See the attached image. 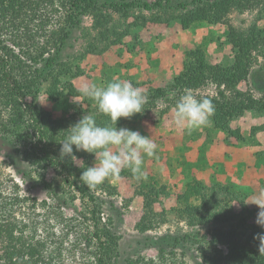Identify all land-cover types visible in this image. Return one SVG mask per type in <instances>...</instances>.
<instances>
[{"label": "rangeland", "instance_id": "1", "mask_svg": "<svg viewBox=\"0 0 264 264\" xmlns=\"http://www.w3.org/2000/svg\"><path fill=\"white\" fill-rule=\"evenodd\" d=\"M110 1L122 2L131 9L128 17L123 16L120 10L111 11L114 29L120 32L128 29L122 40L105 48L107 40L94 27L93 18L86 16L82 24L74 29L62 51V61L71 64L74 72L73 76H62V79L71 81L77 89L83 91L85 86L93 83L103 86L114 79L130 81L144 93L150 88L168 87L183 70L188 53L196 48L204 51L209 63L229 65L234 62L235 49L228 40L229 27L226 23L201 21L189 28H183L178 20L169 23L148 21L144 24L136 18L139 15L138 0ZM253 21H258L264 28V9L231 14V23L236 27H246ZM260 61L254 65L248 79L239 84L240 89H249L256 97L264 95V85L260 87L257 82V79L264 81V61ZM49 85V82L41 84L37 101L53 118H67L74 125L85 114H99L96 103L90 98L86 100V96L66 94L57 100L51 99L47 92ZM193 92L197 96L213 95L216 88L209 84ZM170 96V101H159L156 107L148 111L145 108L143 113L120 119L116 125L151 136L157 144L155 157L144 156L142 171L145 178L136 181L130 170L125 168L116 177L106 179L92 190L102 203L105 219L112 216L111 201L123 214L122 218L113 216L121 236L122 258L142 256L145 264H196L195 259H201L198 245L190 249L174 247V253L171 252L172 247H167L163 257L158 248L170 235L191 229L187 219L175 210L180 206L178 195L185 191L189 181L200 180L208 192L221 186L239 194L240 198H231L226 205L238 215L237 218L220 220L216 225L227 227L240 223L247 215L240 204V199H243L249 209H255L248 217L249 223L264 229L256 223L261 209L255 204L264 198V129L255 134L252 132V127L264 124V112L247 110L229 122L232 129L240 130L244 140L229 134L228 129L216 125L213 120L210 125L189 133L175 126V102L178 98ZM28 99L31 100L32 96ZM15 150L14 145L0 135L2 195L19 194L28 198L15 212L26 238L46 242L51 264H95V244L89 238V226L75 209L76 206L77 211L83 210L84 203L79 197L71 202L73 193L58 171L52 167L40 168ZM73 155L78 166L88 163L91 167L99 162L95 155L92 158ZM11 161L28 173L26 180L17 173ZM41 174L52 182L58 196L49 194L50 191L41 182ZM150 177L167 186V192L154 205L157 212L165 211L166 220L151 230L141 232L136 226L144 213V196L139 189ZM60 196L73 205L60 208ZM224 197L221 195L222 200ZM214 222L215 219L193 230L200 231V235L207 234ZM1 251L0 245V254Z\"/></svg>", "mask_w": 264, "mask_h": 264}, {"label": "trees", "instance_id": "2", "mask_svg": "<svg viewBox=\"0 0 264 264\" xmlns=\"http://www.w3.org/2000/svg\"><path fill=\"white\" fill-rule=\"evenodd\" d=\"M138 2L139 15L136 18L144 24L148 21L169 23L178 20L183 28H189L201 21L226 23L229 27L228 40L235 49L234 62L229 65L209 63L201 48L191 50L183 70L168 87L150 88L146 93V110L156 107L159 101H170V95L179 98L185 89L196 91L211 84L216 88L215 94L198 97H210L215 104L214 123L228 129L229 134L239 140H244L240 130L232 129L229 122L247 110L264 112V95L256 97L251 90L239 87L242 81L248 79L254 65L264 61V28L258 21L246 27H236L231 23V14L264 9V0ZM117 10L126 17L131 13L127 4L110 0H0V135L14 145L20 156L23 154L24 158L40 168L52 167L58 171L73 193L71 202L79 197L84 203L83 210L77 211L76 206L75 209L89 226L88 235L95 244V264H145L142 256L122 258L121 236L113 216L122 218L123 214L111 201L112 216L103 217L102 203L96 192L80 180L81 173L89 167L88 163L78 166L74 158L61 156L60 141L67 135L72 122L67 118H53L37 101L43 82L50 83L47 92L51 99L57 100L66 94L85 96L71 81L62 79V76L74 74L72 65L62 61V51L74 29L82 24L86 16L93 18L94 27L107 40L105 48L121 41L128 29L121 32L114 29L111 11ZM92 50L95 49L92 47ZM257 82L260 87L264 85L262 79H257ZM29 96H32L31 100ZM93 115L101 126L111 124L107 116L101 113ZM261 129H264V124L252 127V132L255 134ZM73 149V154L85 158L95 155L76 151L75 147ZM10 164L26 180L28 173L21 170L15 161ZM41 182L52 197L58 196L52 182L44 174H41ZM3 183L0 181L1 264H51L46 242L27 239L22 223L15 215L28 198L19 194L3 196ZM15 186L19 187L17 183ZM166 188V185L158 184L155 178L150 177L139 189L144 196V213L136 226L141 232L151 230L166 220L165 211L157 212L154 207L160 196L167 192ZM207 190L200 180L193 179L178 195L180 206L175 210L187 219L191 229L170 235L158 245L161 256L166 253L167 247H172L171 252L174 253V247L190 249L198 245L201 259H195L196 264H264V251H260L264 242L259 239L264 229L248 221L255 209H249L240 199L242 211L247 215L240 223L218 226L217 221L237 218L238 215L226 205L229 199L240 197L226 187ZM221 195L225 196L223 200ZM60 198V208L73 205L67 198ZM214 219L207 234L200 235V231L193 230Z\"/></svg>", "mask_w": 264, "mask_h": 264}, {"label": "clouds", "instance_id": "3", "mask_svg": "<svg viewBox=\"0 0 264 264\" xmlns=\"http://www.w3.org/2000/svg\"><path fill=\"white\" fill-rule=\"evenodd\" d=\"M83 95L96 103L97 111L107 116L111 124L101 126L95 115L85 114L69 127L67 135L60 141L61 156L73 159V146L76 151L95 154L98 164L86 167L80 176V180L89 188H95L106 179L116 177L125 168L130 170L136 181L144 179V156L155 157L157 144L151 136L141 135L126 127L118 128L116 125L121 118L143 113L148 101L147 94L130 81L114 79L103 86L95 83L85 86ZM214 114L215 104L210 97H198L193 90L185 89L175 102L173 122L178 129L190 133L210 125ZM255 204L261 209L256 223L264 227V198ZM259 239L264 242V234H260ZM260 251H264V243Z\"/></svg>", "mask_w": 264, "mask_h": 264}]
</instances>
